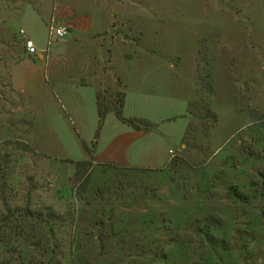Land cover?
<instances>
[{
  "label": "rangeland",
  "instance_id": "rangeland-1",
  "mask_svg": "<svg viewBox=\"0 0 264 264\" xmlns=\"http://www.w3.org/2000/svg\"><path fill=\"white\" fill-rule=\"evenodd\" d=\"M56 1L120 26L102 32L100 52L83 33L63 49L69 34L48 32ZM21 29L71 59L40 68ZM143 53L142 94L161 99L133 100L122 114L157 121L172 157L147 169L94 162L98 137L128 123L113 111L100 120L92 105L81 126L55 83L90 79L100 55L120 81L99 101L117 106ZM23 206L62 216L42 227L53 264H264V0H0V211Z\"/></svg>",
  "mask_w": 264,
  "mask_h": 264
},
{
  "label": "crops",
  "instance_id": "crops-1",
  "mask_svg": "<svg viewBox=\"0 0 264 264\" xmlns=\"http://www.w3.org/2000/svg\"><path fill=\"white\" fill-rule=\"evenodd\" d=\"M39 16L41 15V10L39 8L36 9ZM107 15H101L99 19H94L90 12H80L77 11L71 5H66L64 2L59 3L56 1L53 5L51 18H54V15L58 18L56 22L66 24L69 27V36L63 43V49L67 47V43L69 39L73 38V41L78 42L79 33L87 34L88 41H91L95 46L96 52H100L102 49V42L99 41V38L102 32H110L111 28L117 29L120 26V22L118 20H112V17ZM101 18V20H100ZM73 33V34H72ZM67 34V35H68ZM114 37L117 38L118 33L116 30H113V40ZM31 38V37H28ZM34 40V39H33ZM121 42H125L124 40L119 39ZM37 47V46H36ZM38 53L35 55H27L31 56L33 59L38 58L41 59V63L37 64L40 68L44 69L45 66H49L50 64L56 63L58 58H63L64 61L71 59V56H67L66 54H52L51 56L44 52L43 48L37 47ZM108 51L109 56L112 54L113 44L105 47ZM146 52V49H144ZM141 58L131 57L133 62L135 63L134 74L130 77L131 84L125 83L127 89L124 92V101H123V109L126 108L129 103L133 100L136 103L148 102L150 99H154L160 96L157 95H143L142 91L145 89V80L146 77H142L141 80V71H139V67L150 68L151 62L146 60L145 53ZM95 61V65L90 69L91 77L90 79L81 78V79H70V81L66 82H56L55 83V92L64 98L68 108H70V114L80 123L82 126L86 122V113L85 108L87 107L89 110L90 117H92V109H90L93 105L94 113L97 114L96 108V93L103 87L112 85L117 82L119 78L115 75V73L109 69V63L104 66L106 62L103 57L100 55L94 56L92 58ZM102 66V67H100ZM139 66V67H138ZM107 67V70H100L99 68ZM53 74L56 72L54 69H50ZM150 71V70H149ZM165 75V74H164ZM171 77V75H167ZM124 85V84H123ZM150 90V86L146 87ZM129 92H136L135 96H129ZM167 103H172L170 100H167ZM96 116V117H97ZM137 116V117H135ZM179 116V115H176ZM130 118V117H129ZM133 118H143L144 115H133ZM149 120L150 117H148ZM170 118V117H166ZM159 122V121H158ZM163 122V119L160 120ZM181 123V122H180ZM155 125L159 126L157 121L152 122L150 127H132L130 125H126L124 129L115 133L111 137L107 139V135L103 138L101 135L98 137L96 142L95 150H91L94 162L104 163L113 165L115 167L121 166H131V167H139V168H161L167 164V162L172 157L170 151H165L162 145L161 136L156 133ZM183 126L184 129H183ZM187 126V122L185 124H180V131L177 133V136L180 138V145L182 146L181 139L182 135L185 132V128ZM165 136L174 137L173 134H165ZM165 138V137H164ZM170 150V149H169Z\"/></svg>",
  "mask_w": 264,
  "mask_h": 264
},
{
  "label": "trees",
  "instance_id": "trees-1",
  "mask_svg": "<svg viewBox=\"0 0 264 264\" xmlns=\"http://www.w3.org/2000/svg\"><path fill=\"white\" fill-rule=\"evenodd\" d=\"M203 87L206 88L208 86L204 84ZM95 98L97 114L100 120L104 117L107 111H113L118 119L128 123L132 127H140L139 123L141 122L149 126L151 125L150 122L142 118H126L123 116L122 109L124 93L122 91L116 100L117 106H102L99 101L98 92L96 93ZM194 106V102H190L188 107L189 110H191ZM213 117L215 120V114H212V118ZM91 159L92 156H90V159L87 160L76 161L74 173L77 172L80 165L89 164ZM124 167L126 168L131 166ZM131 168L147 169L139 167ZM61 218L62 216L60 214L53 211H48L43 215L42 212L31 210L28 206L15 208V211L7 210L6 213L0 211V264H53L54 261L52 258H46V255H49L50 253L53 254L52 249L47 250L46 246H42L43 242L45 243L47 240L45 237L46 232L45 230L44 232L42 231V227H45L47 232H51L53 225L49 224L48 220H59ZM29 219L39 223L38 231L41 232L33 234V232L28 230L32 225L28 223ZM34 252L35 256L33 255Z\"/></svg>",
  "mask_w": 264,
  "mask_h": 264
},
{
  "label": "built area",
  "instance_id": "built-area-1",
  "mask_svg": "<svg viewBox=\"0 0 264 264\" xmlns=\"http://www.w3.org/2000/svg\"><path fill=\"white\" fill-rule=\"evenodd\" d=\"M49 37L58 38L63 37L68 34L69 27L66 24L58 23L55 19L51 18L48 23ZM20 34H22L23 49L26 55H35L38 53V49L32 38L25 37L23 35V30L21 29Z\"/></svg>",
  "mask_w": 264,
  "mask_h": 264
}]
</instances>
